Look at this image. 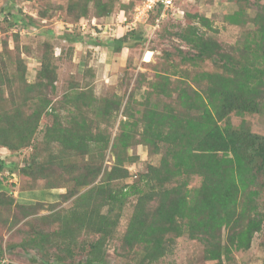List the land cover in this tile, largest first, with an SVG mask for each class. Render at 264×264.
<instances>
[{
  "label": "trees",
  "instance_id": "obj_1",
  "mask_svg": "<svg viewBox=\"0 0 264 264\" xmlns=\"http://www.w3.org/2000/svg\"><path fill=\"white\" fill-rule=\"evenodd\" d=\"M226 1L237 2L239 8L225 20L244 29L230 50L205 35L202 29L216 28L204 15L193 14L195 22L176 32L195 51L186 55L179 50V61L197 66L210 60L213 70L189 76L166 53L168 66L155 70L154 79H135V88L147 85L140 99L132 92L125 101L114 93L98 97L90 88L70 84L61 94L66 117L49 96L58 78L50 43L44 42L33 82L26 79L20 55L3 43L0 99L7 101L2 86H8L10 104H0V147L14 153L32 147L18 168L28 179V188H20L18 199L3 183L6 178H0V215L13 207L24 220L22 239L7 249H34L45 264H51V257L58 264H75L79 253L84 259L76 264H107V242L133 197L121 239L135 251L137 264H158L185 234L202 242L203 258L213 264L228 263L233 252L250 249L259 234L264 264V135L252 132L245 119L234 125L230 118L264 113V2ZM135 4V0H67L66 11L74 20L99 18L110 16L116 5L125 12ZM252 5L255 14L250 16L246 7ZM32 23L31 16L19 15L13 16L11 25ZM78 38L65 36L71 42ZM142 41L138 26L99 44L117 54ZM44 116H50L51 123L45 125L41 141L35 142ZM117 118L112 135L108 128ZM138 144L149 156L158 154L159 160L147 162L127 182L129 166L138 160L130 149ZM14 165L0 158V173L13 175ZM194 176L200 181L191 186ZM38 180H43L40 190L34 189ZM47 197L52 200L45 208ZM67 201L66 207L56 204ZM41 210L47 212L39 215ZM18 222L13 215L10 224ZM4 252L0 242V263Z\"/></svg>",
  "mask_w": 264,
  "mask_h": 264
},
{
  "label": "rangeland",
  "instance_id": "obj_2",
  "mask_svg": "<svg viewBox=\"0 0 264 264\" xmlns=\"http://www.w3.org/2000/svg\"><path fill=\"white\" fill-rule=\"evenodd\" d=\"M7 1L0 0V50L6 41L8 48L20 55L25 64L26 79L33 82L35 81L37 68L40 66L44 42L50 43L54 56L53 61L57 65L58 78L55 83L56 90L49 96L56 108H59L60 114L65 117L67 114L65 106L61 102V94L70 84L78 83L86 89L90 88L98 97H108L114 93L119 94L125 101L127 95L132 92L137 99H140L147 85L144 83L140 88H135V79L138 78L137 76L154 79L155 70L168 66L166 62L169 61L166 60L168 58L166 53L170 54V61L176 64L177 69L186 72L189 76L203 69L213 70L214 66L210 60L199 63L197 66H193L190 62L179 61V50H181V54L186 55L195 52L176 35L181 27L195 22L193 14L197 13L209 18L216 31L200 28L207 37L217 40L223 50H230L242 38L244 32L243 27L229 24L225 20L226 14L239 8V4L235 1L176 0L174 8L169 11L157 29H152L150 25H139L143 30V41L141 43L132 48L124 47L120 54H109L107 47L99 43L113 37L109 32H113L111 29L115 26L114 24L117 22L119 15L122 20L123 15L127 21L131 19V9L123 12L116 5L108 17H95L94 19V16L89 15L74 20L73 15L66 11L67 0ZM122 1L127 2L128 0ZM263 2L264 0H260V3ZM3 6H5L4 9H1ZM246 10L250 16L255 14L253 5L252 7H246ZM42 12H45V17L40 16ZM19 15L25 19H27V16H31L33 23L27 27L20 24L11 25L13 16ZM153 19L154 15H151L148 23L151 24ZM122 23L124 24L123 21ZM127 30L126 26L125 31H121V34ZM66 35L79 37L80 40L77 42L68 41L65 39ZM115 36H118L117 33ZM94 43L95 45L99 44L100 47H95ZM108 58H110V64L107 63ZM13 68L14 65H10V70ZM2 87L7 101L0 99V104L2 107H6L10 104L8 99L10 88L5 85ZM230 118L234 125H239L245 119L252 132L264 135V113L244 115L243 117L231 114ZM117 120L118 118L115 123L111 121L114 125L108 128L112 135L116 132ZM49 123H51L50 116H44L41 119L35 135V142L41 141L45 125ZM31 152L32 147H25L15 153L5 147H0V158L7 163L15 164L14 168L16 169L13 175L10 176L6 170H3L0 173V178H6L3 183L13 192H10V194L16 199L19 198L20 188H28L26 186V180L28 179L21 176L20 172L18 173V168L24 164ZM130 152L137 154L138 160L130 165L131 175L126 179L127 182L132 181L138 172L143 171L147 162L157 163L159 160L158 154L149 156L147 148L141 144L133 146ZM106 156L109 158V154ZM199 181V177L194 176L190 181V185H198ZM36 184L34 189L40 190L43 180H38ZM60 191L63 192L65 189L61 188ZM50 200H52V197H47L44 202L45 208L48 207ZM132 200H134L133 197L124 206L117 230L107 242V264H137L135 251L128 250L121 239L132 212ZM69 203L67 201L56 204L66 207ZM46 212L47 210H41L38 214ZM1 214L0 242L5 252L0 264H8L9 262L14 264H45L42 262L39 253L34 249L28 248L25 250L20 247L12 250L7 249L9 244L17 243L22 239L23 227L21 226L24 220L20 219L19 214L13 207L10 211L3 210ZM13 215H17L19 222L11 225ZM260 239H263V237L256 234L250 249L233 252V258L228 263L224 262V264H262L263 250L258 244ZM203 252L204 245L202 242L197 239H190L185 234L176 239L172 253L160 259L158 264H213L214 261H207L203 258ZM83 259V253H79L73 261L76 264L82 262ZM54 261L53 257L49 258L51 264H58Z\"/></svg>",
  "mask_w": 264,
  "mask_h": 264
},
{
  "label": "built area",
  "instance_id": "obj_3",
  "mask_svg": "<svg viewBox=\"0 0 264 264\" xmlns=\"http://www.w3.org/2000/svg\"><path fill=\"white\" fill-rule=\"evenodd\" d=\"M136 4L132 10L131 19L126 20L123 15V22L128 30L136 28L140 24L150 25L152 29H157L161 21L168 15L176 4V0H135ZM151 15H154L153 22L148 23Z\"/></svg>",
  "mask_w": 264,
  "mask_h": 264
},
{
  "label": "crops",
  "instance_id": "obj_4",
  "mask_svg": "<svg viewBox=\"0 0 264 264\" xmlns=\"http://www.w3.org/2000/svg\"><path fill=\"white\" fill-rule=\"evenodd\" d=\"M114 25L115 26L111 29L113 32H109V33H111V35L113 37L116 35V33L119 36V35H121V31H125L126 25H125V23L124 24L122 23V18L120 15L118 16V20ZM97 26H98V24H97ZM96 32L100 33L99 31H96ZM94 45H95V43H94ZM89 47H91V46L89 45ZM95 47H100V45L99 44L95 45ZM117 54H120V53H117ZM107 63L110 64V58L107 59Z\"/></svg>",
  "mask_w": 264,
  "mask_h": 264
},
{
  "label": "clouds",
  "instance_id": "obj_5",
  "mask_svg": "<svg viewBox=\"0 0 264 264\" xmlns=\"http://www.w3.org/2000/svg\"><path fill=\"white\" fill-rule=\"evenodd\" d=\"M129 170H130V166H129ZM130 175H131V172H130Z\"/></svg>",
  "mask_w": 264,
  "mask_h": 264
}]
</instances>
